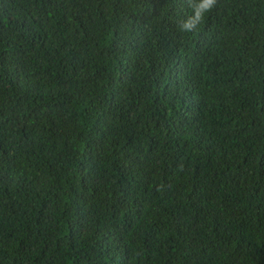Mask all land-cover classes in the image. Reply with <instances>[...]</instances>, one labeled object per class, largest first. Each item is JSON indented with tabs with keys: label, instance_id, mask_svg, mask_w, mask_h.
I'll list each match as a JSON object with an SVG mask.
<instances>
[{
	"label": "trees",
	"instance_id": "trees-1",
	"mask_svg": "<svg viewBox=\"0 0 264 264\" xmlns=\"http://www.w3.org/2000/svg\"><path fill=\"white\" fill-rule=\"evenodd\" d=\"M202 2L0 0V264H264V0Z\"/></svg>",
	"mask_w": 264,
	"mask_h": 264
},
{
	"label": "clouds",
	"instance_id": "clouds-1",
	"mask_svg": "<svg viewBox=\"0 0 264 264\" xmlns=\"http://www.w3.org/2000/svg\"><path fill=\"white\" fill-rule=\"evenodd\" d=\"M216 3V0H203V2L199 5V7L195 10V20L200 21L202 18V13L204 11L210 10L213 5ZM196 27L195 22L189 19L187 22L184 23L183 29L191 31L193 28Z\"/></svg>",
	"mask_w": 264,
	"mask_h": 264
}]
</instances>
